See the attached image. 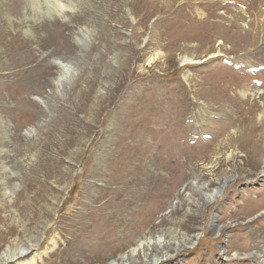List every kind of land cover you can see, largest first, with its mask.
I'll use <instances>...</instances> for the list:
<instances>
[{"label":"rangeland","instance_id":"rangeland-1","mask_svg":"<svg viewBox=\"0 0 264 264\" xmlns=\"http://www.w3.org/2000/svg\"><path fill=\"white\" fill-rule=\"evenodd\" d=\"M263 169L264 0H0V264H264Z\"/></svg>","mask_w":264,"mask_h":264},{"label":"bare ground","instance_id":"bare-ground-1","mask_svg":"<svg viewBox=\"0 0 264 264\" xmlns=\"http://www.w3.org/2000/svg\"><path fill=\"white\" fill-rule=\"evenodd\" d=\"M61 0H59V2H60ZM63 1V0H62ZM68 2V1H67ZM62 4H63V2H62ZM64 4H65V1H64ZM211 5V4H210ZM58 6H59V8H62V5H60L59 3H58ZM206 6V5H205ZM204 6V7H205ZM182 8H184V7H182ZM199 9V8H198ZM202 9V8H201ZM183 10V9H182ZM195 10V9H194ZM196 14H199V15H203V13H202V11H200V9H199V11L196 9ZM180 13V12H179ZM182 13H184V12H182ZM130 14V13H129ZM185 14V13H184ZM205 14V13H204ZM183 15V14H182ZM181 15V16H182ZM198 15V16H199ZM177 16V15H176ZM180 17V16H179ZM132 18V20H133V23H134V25H135V27H137V25H138V21L139 20H136V19H134V17H131ZM211 33V32H210ZM239 37V36H238ZM228 38V37H227ZM246 38V37H245ZM245 44V40H243L242 41V43L240 44V47H242V46H245L244 45ZM210 48L211 47H208V48H205L204 50H205V53L207 52V53H210L209 51H210ZM164 54V53H163ZM164 56V55H163ZM162 56V60L164 59V57ZM192 60V58H187V57H184V58H182V62H189V61H191ZM244 90V89H243ZM243 92H245V91H243ZM243 96V95H242ZM32 129V128H31ZM25 133H26V131H25ZM263 173H264V169H263V171H262ZM210 196H211V198H213V193H210ZM174 206V203L172 202L171 203V207H173ZM162 239H164L163 238V236L162 235H159V236H157L156 238H149V237H147V238H145V239H138V241L137 242H134L135 244L133 245H131V246H129L128 247V250L127 251H125L124 253H122V255H121V258L118 260V259H111L110 261H108V263L107 264H130V259H129V256H132L133 255V253H135L136 251H139V250H141V253H142V256H144L145 258H146V256H147V252L145 251V249H144V244H147V245H149L152 241H155V242H158L159 244H161L163 241H162ZM55 239H52V243H55V241H54ZM54 241V242H53ZM176 242V246H175V250L179 247V242L178 241H175ZM192 244H194V242H192ZM31 249H33V246L32 245H30V246H27V247H20L19 249H17L16 251H13L11 254H10V258L11 259H13V258H15V260L16 261H14L13 263L14 264H30V262H34V257H32V258H30V259H24L25 258V256H26V253L27 254H29L27 251H29L30 252V250ZM9 251V250H8ZM42 253H43V251H42ZM7 251L5 252V255L7 256ZM39 254V253H38ZM36 256V255H35ZM155 258V257H154ZM127 260H128V262H127ZM13 261V260H12ZM154 262V261H153Z\"/></svg>","mask_w":264,"mask_h":264}]
</instances>
